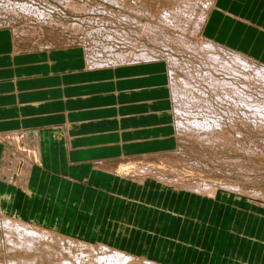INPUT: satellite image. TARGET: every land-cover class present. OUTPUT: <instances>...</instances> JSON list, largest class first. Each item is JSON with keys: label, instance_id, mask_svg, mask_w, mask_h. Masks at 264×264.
<instances>
[{"label": "rangeland", "instance_id": "rangeland-1", "mask_svg": "<svg viewBox=\"0 0 264 264\" xmlns=\"http://www.w3.org/2000/svg\"><path fill=\"white\" fill-rule=\"evenodd\" d=\"M213 1L0 0V28L10 29L18 44L25 48L79 47L87 68L88 58L90 65H94L91 68L115 67L121 62L132 65L154 58H164L172 66L174 77H169V84H172V108L176 110L173 115L178 146L163 154L127 160L128 165L118 171L113 169L137 183L146 178L165 180L174 183L179 191L171 190L170 204L164 206L162 191L155 185L152 192L157 198L151 207L145 211L123 206L119 218L124 223L138 218L146 225L138 236L143 242L132 241L131 245L140 251L148 248V255L159 256L160 261H154L155 264H166L169 259L173 260L169 264H190L188 259L207 264H264L261 246L264 214L257 209L264 208V122L259 121L257 109L242 101L237 104L234 101L237 96L230 92L237 87L263 101L264 84L251 78V72L237 75L223 71L219 63L206 57L207 47L206 51L194 52L184 42L202 44L198 16L205 14ZM208 49L217 51L213 46ZM213 79L223 84H216ZM181 86L187 92L184 96L177 90L173 92L174 87ZM177 107L184 111L183 117H179ZM5 142L6 149L12 150L8 153L10 158H14L15 149L24 147L18 138L8 136ZM27 152L26 149L11 172L3 173L5 180L20 185L23 163L35 160ZM223 186L231 187L224 190ZM159 206H170L172 217L167 214L168 209H159L163 218L156 222L158 219L152 216ZM208 208L212 212L207 214ZM5 216L0 207V264H10L9 260L20 254L10 253L3 226ZM53 238L50 243L60 248L70 261L73 258L69 249L75 253L94 251V255L102 256L105 252L115 256L101 247L104 242L83 241L88 244L83 248L70 245L65 236L57 233ZM166 247L173 248L175 257H165ZM136 260L140 262L139 258Z\"/></svg>", "mask_w": 264, "mask_h": 264}, {"label": "crops", "instance_id": "crops-1", "mask_svg": "<svg viewBox=\"0 0 264 264\" xmlns=\"http://www.w3.org/2000/svg\"><path fill=\"white\" fill-rule=\"evenodd\" d=\"M206 18L201 29L206 39L264 65V0H214ZM61 48L28 49L10 29L0 28V207L58 235L160 261L148 248L131 245L143 242L138 236L146 225L119 218L123 206L151 207L155 185L164 206L177 187L146 177L137 183L113 169L178 146L170 67L161 58L88 69L79 47ZM8 136L24 143L35 159L23 163L20 185L3 178L26 150L15 149L10 158ZM160 207L152 216L156 222L163 218L159 209L172 217L170 206ZM261 243L264 247V239ZM166 255L175 257L172 247ZM167 261L161 262H173Z\"/></svg>", "mask_w": 264, "mask_h": 264}, {"label": "bare ground", "instance_id": "bare-ground-1", "mask_svg": "<svg viewBox=\"0 0 264 264\" xmlns=\"http://www.w3.org/2000/svg\"><path fill=\"white\" fill-rule=\"evenodd\" d=\"M210 9H211V7L207 10V12L205 11L206 12L205 14L203 13L204 15L200 14L198 16L199 19L201 20V24L199 25L198 30L200 31V35L203 38L202 44L196 45L190 41L186 42L187 41L186 40L184 42L186 43L187 48L194 50V52L195 51L199 52V51H201V49L204 51L207 50L206 52H208L209 54H207L206 57H208L211 60L213 59L217 63H219L220 67L223 69V71H225V72L227 71L228 73H234L237 75H242L243 73L240 74L241 72H251L252 73L251 78L258 79L261 83L264 84V65L263 64L259 63L257 60H254V58L251 56H248V55L246 56V55H244L241 52H238L236 50L228 49V47L225 48L222 46H218L215 42H213L212 40L210 41L209 39H206L202 35L201 29L203 27L205 20L207 19L206 17L208 15V12ZM186 13H188V12H186ZM197 21H199V20H196V22ZM212 46L217 51L214 52L211 50L209 52L208 48H211ZM206 47H207V49H206ZM131 53H130V55H133ZM203 54H205V53H203ZM126 55H128V54H126ZM134 55H135V53H134ZM154 59H157V58H154ZM87 60H88L89 66L93 67L94 65H92V64L90 65V59L88 58ZM168 69H169V77H174L172 66ZM172 82H173V80H172ZM213 82H215V80ZM209 83H210V81H209ZM215 83L216 84H223L222 82H219V81H216ZM169 86H170L169 89L171 88V91H172V84L171 85L169 84ZM224 86L227 87L228 85L224 84ZM231 87H232V85H231ZM174 88H173V92H174V90H175V92L177 90V93L181 94L182 96L186 95L185 93H187L184 91L185 90L184 86H183V88H182V86L179 87L178 88L179 90L176 87H174ZM185 88L188 90L187 87H185ZM230 92L233 94L234 97L237 96V100L234 99V101L237 104H241L242 102H245V104H247L249 107L251 106L253 109H257L255 112L258 113V115H260L259 121L264 122V100L263 101L259 100L258 97L255 100L253 96L246 95L245 93L241 92L237 87H233L232 91H230ZM172 109H173V114H175L176 110L174 111V108H172ZM185 112H188V115H189L188 110H185ZM177 113L180 115L179 117H181L183 115L184 111L181 109V107L180 108L177 107ZM186 117H187V115H186ZM253 117H254L253 118L254 121L258 122L257 116H255V114H253ZM210 119L211 118H209V120ZM198 122H197V124H198ZM174 123H175V121H174ZM179 123H180V121H179ZM181 123H182V121H181ZM199 124H198V126H199ZM214 124H217V123L214 122ZM193 125H195V124L193 123ZM175 126H176V123H175ZM206 185H208V184H206ZM223 187H224L223 188L224 190L225 189L229 190L227 188H229L231 186H229V187L223 186ZM195 188L201 189L203 187H196L195 186ZM5 215L6 216L3 219V226H4V230L6 232L8 242L10 243V253L13 254L14 252H16V253L20 252V254L17 257L11 256L12 258L9 260L10 264H141L142 261L144 263L146 262L147 264H155V262H154L155 260H151V259L146 258V257L141 258V257H138V256L132 254V253H127L126 251H122L118 248H116V249L110 248L109 245L104 244V243L101 244V247L109 249L111 252H113L115 254V256H110V254L105 253V252H103L102 256H100L99 254L94 255V251L93 252L81 251V253H75L74 251L69 249L70 256L73 258V261H70V260H68V258H65L63 256V253H62L60 248L57 249L56 245H52V243H50L51 241L54 240L53 236H54L55 232H53L49 229L43 228L39 225H35V224L30 223V222L24 221L23 219L13 217V216H10L7 214H5ZM65 239H68V241L70 242V245H73L75 247L82 246L83 248H85L84 246L88 245L86 243L83 244L84 242L81 240H78V239L69 238L66 236H65ZM137 258H139V260H140L139 263H136Z\"/></svg>", "mask_w": 264, "mask_h": 264}]
</instances>
